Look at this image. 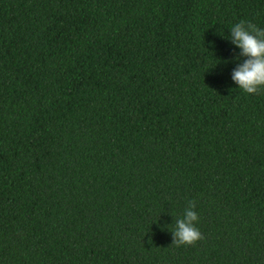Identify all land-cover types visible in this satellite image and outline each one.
<instances>
[{
    "label": "trees",
    "instance_id": "1",
    "mask_svg": "<svg viewBox=\"0 0 264 264\" xmlns=\"http://www.w3.org/2000/svg\"><path fill=\"white\" fill-rule=\"evenodd\" d=\"M240 21L264 0H0V264H264Z\"/></svg>",
    "mask_w": 264,
    "mask_h": 264
},
{
    "label": "clouds",
    "instance_id": "2",
    "mask_svg": "<svg viewBox=\"0 0 264 264\" xmlns=\"http://www.w3.org/2000/svg\"><path fill=\"white\" fill-rule=\"evenodd\" d=\"M227 39L240 50L231 80L243 92L257 93L264 88V28L240 21L232 25ZM192 208L190 202L183 217L175 221L172 235L177 244H191L201 238L195 227L197 214Z\"/></svg>",
    "mask_w": 264,
    "mask_h": 264
}]
</instances>
